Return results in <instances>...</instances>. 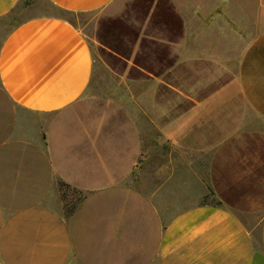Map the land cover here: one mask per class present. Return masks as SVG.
<instances>
[{"label": "crops", "instance_id": "1", "mask_svg": "<svg viewBox=\"0 0 264 264\" xmlns=\"http://www.w3.org/2000/svg\"><path fill=\"white\" fill-rule=\"evenodd\" d=\"M20 1L0 0V20ZM45 1L80 15L117 0ZM212 2L155 0L123 57L141 78L140 118L153 110L215 201L173 212V195L131 190L139 122L91 93L87 37L58 15L0 33L15 114L0 126V264H264V0ZM59 182L85 194L69 214Z\"/></svg>", "mask_w": 264, "mask_h": 264}, {"label": "rangeland", "instance_id": "2", "mask_svg": "<svg viewBox=\"0 0 264 264\" xmlns=\"http://www.w3.org/2000/svg\"><path fill=\"white\" fill-rule=\"evenodd\" d=\"M155 0H117L110 9L80 15H65L89 40L94 58V76L91 93L109 97L127 106L135 115L141 129V157L129 182L133 192L142 195L160 191L172 196L169 211H179L181 204L215 203L211 196L200 198L203 190L195 174L187 167L191 158L173 149L164 139L160 124L154 120L153 110L149 118L138 113L134 101L144 93L137 91V81L141 78L123 59L133 46L143 21ZM167 1V0H166ZM238 1L246 5L260 4V0H213L212 5L233 6ZM38 15H58L60 12L45 0H21L18 6L0 20L1 31ZM168 97V94L165 95ZM163 102V101H161ZM14 112L0 91V126L8 131ZM176 184L177 188H170ZM59 187V186H58ZM60 192V191H59ZM85 194L67 192L62 201L65 213L74 210Z\"/></svg>", "mask_w": 264, "mask_h": 264}, {"label": "trees", "instance_id": "3", "mask_svg": "<svg viewBox=\"0 0 264 264\" xmlns=\"http://www.w3.org/2000/svg\"><path fill=\"white\" fill-rule=\"evenodd\" d=\"M58 11L62 15L61 18L63 20L68 22L70 25L74 26V24L70 20H68L66 17H64L65 15L71 14L70 12H67V11L62 10V9H58ZM72 15H74V14H72ZM58 185H59V191H60V198H61L62 201L65 199V197L67 196V192H69V191L72 192L73 194L81 193V191L73 189L69 185H67V184H65L63 182H59ZM80 201H82V200L78 199V202H80ZM71 212H72V210L68 211L67 214H69Z\"/></svg>", "mask_w": 264, "mask_h": 264}]
</instances>
